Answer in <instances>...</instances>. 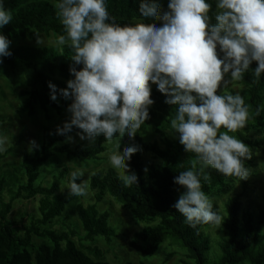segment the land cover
<instances>
[{
    "label": "trees",
    "instance_id": "obj_1",
    "mask_svg": "<svg viewBox=\"0 0 264 264\" xmlns=\"http://www.w3.org/2000/svg\"><path fill=\"white\" fill-rule=\"evenodd\" d=\"M54 2L3 0L5 8L11 10L13 19L0 30L11 42V55L4 57L3 63H0V77L7 78L14 87L24 83L17 93L20 103L16 114L21 117L33 118L42 113L50 121L52 113L61 116L68 111L72 100L62 98L59 90L67 89V82L74 79L70 69L80 70L83 67L71 59L72 51L67 46L61 50L57 46L19 45L20 41L28 40L37 44L33 30L41 36L63 34ZM147 2L159 5L163 13L168 11L170 0ZM208 2L212 4L210 16H213L212 22L215 23L216 0ZM140 3L141 0H107V7L117 23L134 24L143 19L139 10ZM147 23L149 26H161L159 21ZM222 55L219 57L222 58ZM257 66L254 62L244 74L243 80L239 81L244 85L241 96L251 115L246 126L233 134L250 147L251 159L245 161V166L250 170L249 178L256 179L260 177L257 169L259 159L263 160L264 166V74L258 81L255 80L251 70ZM49 83L57 88L56 101L50 98ZM150 86V98L154 103L148 109L150 118L143 128L162 136L163 146L157 141L145 140L139 130L135 137H117L121 154L127 147L139 148L127 162L131 172L138 177L136 185L126 187L120 174L112 167L97 169L90 174L88 182L95 204L85 206L77 202V196L68 195L67 179L72 170L67 167H59L50 184H38L42 169L53 158L52 161L64 157L98 163L105 160L108 143L103 136L98 137L93 144L69 142L68 137L82 132L75 126L65 135L57 134V129L52 128L41 147L22 154L20 171L24 181L9 185L7 176L2 174L0 168V264H111L102 260L98 246L86 244L98 237L110 244L117 237L116 230L109 224V213L100 212L96 207L107 198L118 202L129 212L132 220L148 224L128 239L130 249L151 257L171 237L172 241H178L187 250L184 264L208 263V253L212 251L213 245L204 230L214 225L202 224L192 228L173 207L183 191L174 183V179L181 171L196 164V158L194 154L185 152L179 143L178 134L174 135L170 129L176 106L165 103L167 97L157 90L156 85L150 83ZM217 94L223 92L218 89ZM228 94L235 95L230 90ZM3 122L0 118V123ZM11 151L9 148L0 152V163ZM204 175L209 178L205 180ZM249 178L242 180L244 193L237 194V183L241 181L239 178L225 177L211 168L205 169L201 176L202 190L209 196L214 205L213 210L223 217L224 222L219 225L222 233L217 243L221 256L214 264H264V211L255 212L250 206L243 205ZM76 182L80 183L79 180ZM223 197L226 199L219 209L217 200ZM29 201H36V212L29 215L25 224L16 227L8 217L15 204ZM74 203L82 235L72 227L66 230L55 228L57 220ZM74 238L78 239V243ZM219 251H213L214 255L218 256ZM174 254L168 253L164 264Z\"/></svg>",
    "mask_w": 264,
    "mask_h": 264
},
{
    "label": "clouds",
    "instance_id": "obj_2",
    "mask_svg": "<svg viewBox=\"0 0 264 264\" xmlns=\"http://www.w3.org/2000/svg\"><path fill=\"white\" fill-rule=\"evenodd\" d=\"M54 7L63 26V34H53L54 43L61 50L67 46L71 59L83 66L70 69L74 79L59 90L72 103L67 109L70 122L58 127L57 134L65 135L75 126L82 130L77 133L80 140L94 143L103 136L108 144L114 143L110 166L126 187L136 185L138 177L126 162L139 148L130 146L121 154L119 139L135 137L150 118V83L156 85L167 97L165 103L176 106L172 133L196 158V164L174 179L183 191L173 207L192 228L221 225V215L202 190L201 176L208 168L239 180L250 176L245 166L250 147L233 134L246 126L251 114L239 93H217L243 80L254 62L255 80L264 74V0H216L215 23L208 0H170L163 13L159 5L141 0L142 21L125 25L110 15L107 0H55ZM12 19L0 0V30ZM148 21L161 26H149ZM33 33L37 45L46 47V38ZM10 43L0 32V63L11 55ZM48 86L56 101V86ZM4 145L0 138V152ZM38 147L33 140L28 150ZM83 177L79 169L69 173L68 195L87 197L89 185Z\"/></svg>",
    "mask_w": 264,
    "mask_h": 264
},
{
    "label": "rangeland",
    "instance_id": "obj_3",
    "mask_svg": "<svg viewBox=\"0 0 264 264\" xmlns=\"http://www.w3.org/2000/svg\"><path fill=\"white\" fill-rule=\"evenodd\" d=\"M46 38L47 46H54V35L43 36ZM19 45H36L32 41H20ZM218 56L221 54L219 48L217 49ZM0 118L4 120L0 123V138L5 139V150L11 149L10 155L0 163L2 174L7 176L8 184L20 183L24 181V177L20 171L22 154L25 151H29L30 141H35L36 144L41 147L45 142L44 138L50 133L52 128L62 127L64 123L70 122L71 113L68 111L64 112L61 116H57L52 113V119L47 121L42 113L37 114L35 117L30 118L27 116H18L16 109L20 103L17 93L23 88L24 83L22 82L19 86L14 87L5 77H0ZM151 87V86H150ZM244 89V85L240 82L229 84L226 88L219 89L220 92L228 93L229 90L235 94L239 93ZM144 136L145 140L157 141L163 146V137L157 135L143 126L139 130ZM70 143H77L79 141L85 144H93L89 140H80L77 134L71 136ZM98 138V137H97ZM95 138V142L97 140ZM38 147V148H39ZM114 149V143L107 145V152L105 153V160L103 162H85L67 159L64 157H58L54 161H50L47 166L42 169L41 175L37 181L38 184H50L53 177L56 175L59 167H67L70 170L79 169L84 173V179L89 182L90 174L102 168L111 167L109 164V154ZM127 163V162H126ZM260 177H250L249 184L247 185V196L243 199V205L250 206L253 211L260 212L264 211V166L263 160L259 159L258 168ZM244 186L242 180L237 183V194L244 193ZM225 197L217 200L219 209L222 208ZM77 202L87 206L95 204L93 194L88 186L87 197H77ZM97 210L100 212H107L110 215L109 224L112 226L117 233V237L114 241L108 244L104 238L98 237L93 242L86 243L87 245H96L102 252V260L107 261L111 264H125L131 262L134 264H164V259L168 253H175L169 262L166 264H184L187 260V250L176 240L172 241L169 237L158 249L153 256H144L136 251L132 250L128 246V239L132 238L136 232L141 231L148 224L144 222H136L132 220L129 212L121 207L113 198H107L102 203L96 205ZM36 212V201L19 202L15 204L13 211L10 213L8 219L10 222H14L16 227H20L26 223L29 215ZM223 222V217H222ZM222 224V223H221ZM68 227L75 228L80 235L83 234L81 225L75 213V203L68 206L62 217L57 220L55 228H62L66 230ZM220 226L207 227L204 233L209 236L212 240L213 249L208 253L209 261L207 264H214L220 259L221 253L217 247V243L220 240ZM126 235L128 237H126ZM74 241L78 243V239L74 238ZM219 251V255H214L213 251ZM190 263V262H189ZM192 264V263H190Z\"/></svg>",
    "mask_w": 264,
    "mask_h": 264
}]
</instances>
